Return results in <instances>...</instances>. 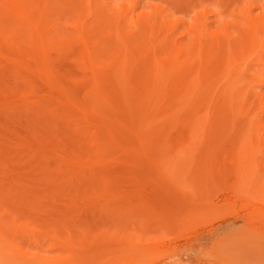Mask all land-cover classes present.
I'll use <instances>...</instances> for the list:
<instances>
[{
    "label": "bare ground",
    "instance_id": "obj_1",
    "mask_svg": "<svg viewBox=\"0 0 264 264\" xmlns=\"http://www.w3.org/2000/svg\"><path fill=\"white\" fill-rule=\"evenodd\" d=\"M175 1L178 8L182 1L191 2ZM207 1L192 0V6L197 3L193 8L182 2L183 16L170 0H0V264H39L37 254L22 251L17 240L55 233L59 224L71 228L68 220L40 222V209L84 211L99 206L76 199L91 195L80 184L94 176L91 160L102 158L107 139L116 141L119 134L134 130L137 117H142L137 126L142 123L159 134L178 125L172 118L186 114L194 121L213 113L228 120L244 116L248 120L237 139L245 133L254 139L242 137L236 149L245 148L247 140L254 145L264 139V0H236L238 5L228 12L219 7L222 4ZM207 14L215 18L213 26ZM196 127L195 122L186 125L189 131ZM249 150L245 155L241 151L245 161ZM260 152L264 156V150ZM177 170L166 172L168 178H177L182 173ZM102 187L92 192L108 197L111 188ZM126 212L116 217L124 220ZM130 219L126 222L135 223ZM81 231L84 247L94 238L107 240L105 229L94 236L90 228ZM125 235L119 239L132 253L156 245L154 239L147 246L136 234ZM152 248L145 250L149 256L125 249L122 257L109 252L102 264L150 263L152 253L155 257L162 252ZM55 260L53 264H61Z\"/></svg>",
    "mask_w": 264,
    "mask_h": 264
},
{
    "label": "rangeland",
    "instance_id": "obj_2",
    "mask_svg": "<svg viewBox=\"0 0 264 264\" xmlns=\"http://www.w3.org/2000/svg\"><path fill=\"white\" fill-rule=\"evenodd\" d=\"M178 1L181 2V0ZM193 1L198 2V0ZM203 1L205 3L207 0H202L200 3L202 4ZM211 1V4L216 2L218 6L222 4L219 7L222 6L228 12L231 8L233 9L245 0L240 2L237 0L239 2L238 4L235 2L236 0H233L235 4H232L230 2L231 0ZM175 2V0H170L171 7H176L175 10L177 11L178 9V14H183V16L185 12L182 13L181 11L179 13L181 6H184L183 4L185 3L188 5L193 4L192 0H189L190 4L187 3L188 1H182L183 4L181 2L178 8ZM172 3L175 4L172 6ZM195 5H191V7L193 8ZM191 7L188 6L186 9ZM186 13L189 14L190 12ZM207 15L209 17V25L213 26L215 24V18L212 17V14ZM72 70L73 73L77 71L76 74H78L76 68H71ZM38 87L37 90L44 91L42 87L39 89ZM172 119L177 121L178 125L175 128L168 129V131L166 130L167 132L158 134L146 126L144 127L142 123H139L137 126V121L141 120L142 122V117H137L135 123L133 122L135 125L134 130L119 134L116 141L107 139L106 148L100 152L104 153L102 158L93 156L91 160V174L94 176L85 183L80 184V189H87V192H90L91 195H79L76 197L79 202L97 203L99 206L96 209L92 207L84 211L80 209L74 211L64 210L63 212V210L52 211L50 209H40V213L36 216L40 222H48L54 219L58 223L59 221L63 222L68 220L72 222L70 225L71 228L67 229L65 225L59 224L55 229V233H43L34 237L25 236L19 238L17 240L19 248L22 251H26L29 255L37 254L35 262L39 264H53L54 262L52 261H56L55 259H58L57 263L61 264H102V261L109 255V252H115V255L120 253L117 255L118 257L127 255L123 253L128 250L131 251L129 253L131 254L133 248L129 246L127 250L128 245H124L119 238L126 236L125 234L128 236L134 233V235L139 236L138 238H141L140 243H147V246L153 245L148 242L154 239L155 241L153 240V242H156V245L153 248L155 250L157 249L159 253L162 251L161 254L155 257H153L154 255L152 253V256L150 255L152 257L150 263L148 262L150 260L148 258V263L146 264H264V171H260L264 170V156H260L262 154L260 151L264 150V139L260 143V140L258 142L254 140V143L256 141L259 144L255 143V146L252 144V141L249 144V140H247L245 141L247 143L245 148H240L239 146L241 145H238L239 148L237 147V149L239 150L236 149L237 144L235 142L241 144L242 137L245 136L250 140L252 139L248 137V133L242 135L241 141L237 139L240 133L238 131H241V126L245 125L248 120L244 116H238L233 120H228L213 113L198 121H194L192 116L186 114ZM192 122H195L197 127L193 131H189L186 125ZM190 142L191 146L188 145ZM243 143L242 146L244 145ZM247 148L250 150L245 161V157L243 156ZM241 151L244 155H241ZM181 155L182 157L185 156L187 162L184 158V160L180 158ZM235 156H238L237 158L241 160L240 167L236 164L238 162H234L237 159H235ZM178 157L187 164L180 162ZM164 160H167V163ZM176 161L180 164L178 166L179 168L175 169ZM245 162L246 169L242 168L245 167L243 166ZM181 163L184 165L182 166ZM177 169H180L178 173H181V170L182 173L179 176L176 175V177L178 176L177 178L172 177V173L179 171ZM257 170L258 172L256 174ZM132 172L133 174L131 175L130 173ZM166 172L171 173L170 178H168L169 174ZM95 173L97 174L96 177ZM112 173L114 175L117 174L115 177L118 178V181L114 179ZM125 173L128 174L126 177L129 180L126 179ZM129 174L134 176L133 179H130L131 176ZM108 175L109 177L110 175L113 177L111 176L112 178L110 177L108 179ZM118 175H122L125 179L120 178L121 176L119 177ZM164 175L165 177H163ZM166 177L171 180H165ZM102 186H109L111 188L112 193H108V197L98 194L94 195L92 192L96 191L95 187L101 190L104 188ZM160 188L161 190H159ZM125 189L127 192H125ZM140 191L144 192L141 193ZM165 191L167 192L165 193ZM174 191H177L179 195L174 194L176 193ZM107 192L105 190L104 193L106 194ZM144 194L146 195V200L143 197ZM157 194H159L160 198L158 197V202L154 203ZM129 197H134V199L131 200ZM136 197L137 199L135 200ZM153 197L155 198L152 200ZM160 201L161 203H159ZM167 202H170V204H167ZM137 204H139L138 207ZM139 207L140 210L138 211ZM126 209L129 211V214L126 212ZM134 209L136 213H131ZM117 210L119 211L116 212ZM124 212L127 213L123 217L124 220L118 219L117 217L121 216L119 218H122L124 216ZM182 212L184 213L182 214ZM128 215L129 218L127 217ZM198 215L205 217V219H199L200 216L198 217ZM31 217L35 219V216L31 215ZM114 217L117 218L115 219L117 224H115ZM129 219L131 222L135 221V223L126 222ZM189 219L191 221L187 223L186 221ZM203 220H206V222ZM180 222L185 224L186 227H183ZM87 223L92 224L88 229ZM128 223L130 224L129 226L127 225ZM178 223H180V230L177 232L179 229ZM159 224L163 225V227L161 225L159 226ZM64 226L66 229L63 228ZM169 226L171 228H168ZM107 227H109V231L112 230L111 228L114 231L109 232ZM80 228L81 230L85 228L87 231L90 228V236L103 232L105 229L104 234L107 233L105 234L107 235V240L104 241L101 237L94 238L93 244H88L89 246L84 247L82 245L84 242L80 241L82 238ZM175 228L178 229L175 230ZM95 229L98 230L96 231ZM111 235L113 236L111 240L113 239L112 241L114 242L111 240L108 242V238ZM90 239L88 238V240ZM156 239L158 240L156 241ZM119 241L122 243V247L118 243ZM122 241L126 242L124 240ZM104 242H107V244L102 245ZM74 243L76 244L74 245ZM79 243L80 245H78ZM86 243L88 242L86 241ZM149 248H152V246L139 247L138 250L136 248L138 252L134 251L133 253L137 255L139 251H143L142 254L145 253L149 256L145 252ZM38 257H46L49 261L42 263Z\"/></svg>",
    "mask_w": 264,
    "mask_h": 264
}]
</instances>
